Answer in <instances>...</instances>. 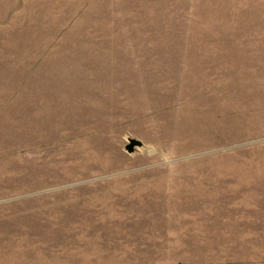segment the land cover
I'll use <instances>...</instances> for the list:
<instances>
[{"label": "rangeland", "instance_id": "1", "mask_svg": "<svg viewBox=\"0 0 264 264\" xmlns=\"http://www.w3.org/2000/svg\"><path fill=\"white\" fill-rule=\"evenodd\" d=\"M0 264H264V0H0Z\"/></svg>", "mask_w": 264, "mask_h": 264}, {"label": "water", "instance_id": "2", "mask_svg": "<svg viewBox=\"0 0 264 264\" xmlns=\"http://www.w3.org/2000/svg\"><path fill=\"white\" fill-rule=\"evenodd\" d=\"M135 146L140 147L141 143L136 140H131V145L128 147L129 152H133Z\"/></svg>", "mask_w": 264, "mask_h": 264}]
</instances>
